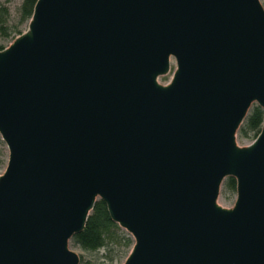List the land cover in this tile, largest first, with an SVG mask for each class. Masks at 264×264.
<instances>
[{
	"label": "water",
	"instance_id": "water-1",
	"mask_svg": "<svg viewBox=\"0 0 264 264\" xmlns=\"http://www.w3.org/2000/svg\"><path fill=\"white\" fill-rule=\"evenodd\" d=\"M254 104L261 0H37L0 51V264H80L99 200L124 264H264V123L236 140Z\"/></svg>",
	"mask_w": 264,
	"mask_h": 264
},
{
	"label": "trees",
	"instance_id": "trees-1",
	"mask_svg": "<svg viewBox=\"0 0 264 264\" xmlns=\"http://www.w3.org/2000/svg\"><path fill=\"white\" fill-rule=\"evenodd\" d=\"M37 0H23L20 7L19 21L16 25L12 26L11 29L6 28L7 21V10L0 6V22L2 31L8 37L12 33L22 34L19 26L22 24L29 25L30 19L34 12V7ZM5 49L4 46L0 45V51ZM264 123V110L257 104H254L244 122L238 130V134L241 137L254 136L256 139L261 132ZM1 142V139H0ZM224 187L228 190L236 191L237 182L233 177L227 178L224 183ZM124 240V245L129 249L134 245V241L130 237H125L121 233V228L118 224L113 222L107 209V205L104 201L99 200L95 204L92 210L84 230L73 236L70 243L79 246L84 251H97L103 247L120 242ZM80 264H93L89 261H82Z\"/></svg>",
	"mask_w": 264,
	"mask_h": 264
},
{
	"label": "rangeland",
	"instance_id": "rangeland-1",
	"mask_svg": "<svg viewBox=\"0 0 264 264\" xmlns=\"http://www.w3.org/2000/svg\"><path fill=\"white\" fill-rule=\"evenodd\" d=\"M23 0H0V6L6 8L7 10V23L5 25V29H11L12 26L16 25L19 21L20 15V7L22 5ZM262 4L264 5V0H261ZM19 29L22 33L26 32L28 29L27 24H22L19 26ZM19 35L17 33H12L10 36H6L4 31L1 28L0 22V45L4 46L5 48L9 47L10 44L15 40L16 37ZM176 68V61L172 59L171 63V72L165 76L160 77L159 82L163 85L168 84L171 82L174 70ZM1 139V137H0ZM237 143L240 146H248L254 140V136L250 135L248 137H241L237 133ZM8 157L9 151L6 143L1 139L0 142V175H2L7 167L8 164ZM237 199L236 191L228 190L222 185L220 196L218 199V203L224 208H232L235 205ZM121 233L125 237H130L133 241V236L127 232L125 229L121 228ZM132 245L129 249H127L124 245V240L120 242L113 243L108 247H103L97 251H84L77 245H73L70 243V248L74 250L80 256V263L82 261H89L93 264H124L126 259L128 258L132 248Z\"/></svg>",
	"mask_w": 264,
	"mask_h": 264
}]
</instances>
